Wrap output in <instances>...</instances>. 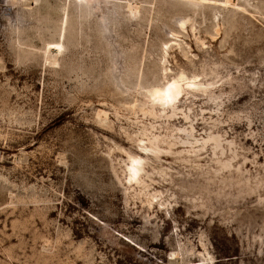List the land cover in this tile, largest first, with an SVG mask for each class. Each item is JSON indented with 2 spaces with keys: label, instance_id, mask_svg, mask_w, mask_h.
Masks as SVG:
<instances>
[{
  "label": "rangeland",
  "instance_id": "rangeland-1",
  "mask_svg": "<svg viewBox=\"0 0 264 264\" xmlns=\"http://www.w3.org/2000/svg\"><path fill=\"white\" fill-rule=\"evenodd\" d=\"M175 261L264 264V0H0V264Z\"/></svg>",
  "mask_w": 264,
  "mask_h": 264
},
{
  "label": "bare ground",
  "instance_id": "bare-ground-1",
  "mask_svg": "<svg viewBox=\"0 0 264 264\" xmlns=\"http://www.w3.org/2000/svg\"><path fill=\"white\" fill-rule=\"evenodd\" d=\"M130 7H131V5H130ZM132 7L133 8H135L133 5H132ZM133 8H131V9H133ZM175 85L170 91H171V93H172V95H173V100L180 94V92H181V89H180V86H179V83L178 82H175V81H172V82H170V83H168L167 85H165L163 88H161L159 91H157V94H158V98H160V100H161V104H167V102H166V97H165V95H164V93L165 92H167V91H169V85ZM178 94V95H177ZM169 104V106H171L172 108H173V104L172 103H168ZM99 115H101L102 117H104V116H106V112L105 111H100L99 113H98ZM193 128V127H192ZM193 130V129H192ZM182 131V130H181ZM184 131V130H183ZM186 135H188L189 136V139H190V136H193L192 134H191V132H187V134ZM188 138H182V143H188V144H192L193 142L191 141V140H189ZM155 140H156V144L154 143V144H151L152 145V149H153V147L155 148V149H158L159 148V141L157 140V136H155ZM209 140H214V143H215V147H217L218 145H219V143H218V141H216L214 138H212V137H208L207 139H203V142H202V144H205L207 141H209ZM198 140L196 139V138H194V142H197ZM173 145H174V143H172ZM172 144H170V145H172ZM169 145V144H168ZM190 147H192V145L190 146ZM203 147V146H202ZM201 147V148H202ZM151 149V150H152ZM154 150V149H153ZM158 151V150H157ZM187 151H190V150H187ZM141 170V168L140 167H138L137 166V159L136 158H133L131 161H130V164H129V166H128V181H134L135 183H140L141 185H142V187L143 188H145L146 187V185H145V183L143 182V180H140V178L139 177H137V175H138V173H139V171ZM133 182V183H134ZM174 264H179V262L178 261H175L174 262Z\"/></svg>",
  "mask_w": 264,
  "mask_h": 264
},
{
  "label": "snow or ice",
  "instance_id": "snow-or-ice-1",
  "mask_svg": "<svg viewBox=\"0 0 264 264\" xmlns=\"http://www.w3.org/2000/svg\"><path fill=\"white\" fill-rule=\"evenodd\" d=\"M175 85L173 84V85H169V91H167V92H165L164 93V95H165V97H166V102L167 103H171L172 102V100H173V95H172V93H171V89L174 87ZM189 87H192V85H189ZM178 95V94H177Z\"/></svg>",
  "mask_w": 264,
  "mask_h": 264
}]
</instances>
